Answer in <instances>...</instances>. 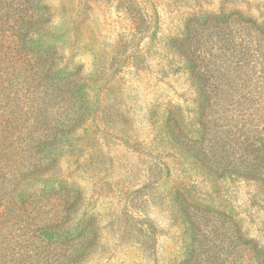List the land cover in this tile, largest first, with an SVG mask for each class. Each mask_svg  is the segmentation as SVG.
Masks as SVG:
<instances>
[{
	"label": "rangeland",
	"instance_id": "obj_1",
	"mask_svg": "<svg viewBox=\"0 0 264 264\" xmlns=\"http://www.w3.org/2000/svg\"><path fill=\"white\" fill-rule=\"evenodd\" d=\"M19 2L0 0V100L7 99L25 115L41 92L35 87L40 81L34 79L39 77L32 56L10 47L17 26L13 22L21 19L16 14ZM41 2L56 25L66 76L84 82L90 99L98 103L96 118L77 130L75 153H67L62 163L64 175L83 188L77 212L98 213V246L88 264H170L183 254L185 225L172 190L162 183L170 179L189 181L183 182V190L193 191L199 206L189 212L198 225L197 238L189 235V243H194L189 252L195 249L204 261L256 264L264 255V196L255 195L258 189L252 181L205 178L192 188L201 171L190 162L184 165L167 126L177 119L184 132L191 129L192 88L183 53L193 51L204 65L262 60L241 59L242 37L233 32L226 40L208 19L209 12L221 11L225 0ZM4 107L9 110L0 101V116ZM237 120L240 125L242 118ZM20 154L12 145H0V242L5 259L0 264H45L26 245L27 235L19 231L17 242L13 232L53 218L62 201L53 196L23 208L7 205L9 197L3 193L11 186Z\"/></svg>",
	"mask_w": 264,
	"mask_h": 264
},
{
	"label": "trees",
	"instance_id": "obj_2",
	"mask_svg": "<svg viewBox=\"0 0 264 264\" xmlns=\"http://www.w3.org/2000/svg\"><path fill=\"white\" fill-rule=\"evenodd\" d=\"M222 4L221 11L208 13V19L222 29L226 40H231L233 32L242 37L241 59L257 56L262 60L260 64L243 62L237 66L204 65L193 51L183 53L189 60L186 70L192 88L191 129L184 132L176 119L167 123L169 137L177 140L175 152L184 158V165L190 162L201 171L202 178L192 181V188L204 184L205 178L252 181L258 189L255 195L264 196V0H225ZM47 10L41 0H22L16 8L21 19L13 22L17 26L10 47L34 59L40 78H34L40 81L35 87L41 94L25 115L7 99L0 100L9 107H4L0 118V145H12L21 153L15 160L19 165L9 181L11 186L6 185L3 194L9 197L7 205L20 208L53 196L60 198L62 209L56 216L41 225L30 222V228H15L18 232L13 234L17 242L19 231L27 235L26 245L37 261L88 264L98 246V213L77 212L84 199L83 188L64 175L62 163L67 153H75L77 130L96 118L98 103L90 99L84 82L66 76V60L54 35L56 25L48 20ZM237 117L242 118L240 125ZM185 181L189 184L179 179L162 181L172 190L173 204L188 237L185 251L170 264H224L225 260L204 261L195 249L189 252V244L194 245L189 243V235L197 238L198 228L189 212L199 206L193 191L183 190ZM241 237L245 236L241 233ZM3 249L0 242L1 262H5ZM237 261L233 263H243ZM256 264H264V255Z\"/></svg>",
	"mask_w": 264,
	"mask_h": 264
}]
</instances>
